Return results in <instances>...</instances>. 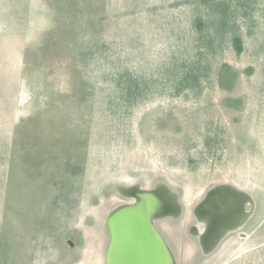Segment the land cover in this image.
<instances>
[{
  "label": "rangeland",
  "instance_id": "1",
  "mask_svg": "<svg viewBox=\"0 0 264 264\" xmlns=\"http://www.w3.org/2000/svg\"><path fill=\"white\" fill-rule=\"evenodd\" d=\"M110 250L264 264V0H0V264Z\"/></svg>",
  "mask_w": 264,
  "mask_h": 264
},
{
  "label": "water",
  "instance_id": "2",
  "mask_svg": "<svg viewBox=\"0 0 264 264\" xmlns=\"http://www.w3.org/2000/svg\"><path fill=\"white\" fill-rule=\"evenodd\" d=\"M148 208L149 207V204L147 203V201L145 202V199L142 200V208L140 211L137 210V206H135L134 208V213L131 214H126L124 216V222L128 225V228L126 229V238L127 240L130 242L131 240H134L135 244L138 243V248L139 249H144V248H141V246L143 245V243H140V241L138 240V238L140 237V234H139V228H140V223L143 222L146 218V213L145 212V208ZM131 227V228H130ZM131 243V242H130ZM127 247H129V244L126 243ZM146 248V247H145ZM155 257V255H153ZM140 257L138 256L137 259H134L135 261L137 260V263L138 264H148L147 262H142L141 260H139ZM108 264H133L134 262L133 259H118L114 256V254L111 252H109V255H108Z\"/></svg>",
  "mask_w": 264,
  "mask_h": 264
}]
</instances>
